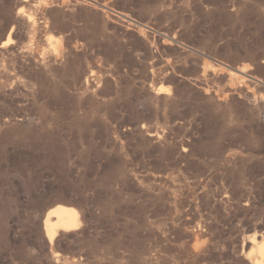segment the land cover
<instances>
[{
    "label": "rangeland",
    "instance_id": "374dc122",
    "mask_svg": "<svg viewBox=\"0 0 264 264\" xmlns=\"http://www.w3.org/2000/svg\"><path fill=\"white\" fill-rule=\"evenodd\" d=\"M58 206L78 225L49 241ZM263 242L264 0H0V264Z\"/></svg>",
    "mask_w": 264,
    "mask_h": 264
},
{
    "label": "bare ground",
    "instance_id": "6f19581e",
    "mask_svg": "<svg viewBox=\"0 0 264 264\" xmlns=\"http://www.w3.org/2000/svg\"><path fill=\"white\" fill-rule=\"evenodd\" d=\"M9 35L10 32L7 33V39H9ZM76 214V211L68 206H58L49 211L44 221L45 233L49 241L53 239L59 230L75 229L78 225ZM50 215H53L55 219L50 220ZM258 252L259 256L256 259V264H264V242L260 244Z\"/></svg>",
    "mask_w": 264,
    "mask_h": 264
}]
</instances>
